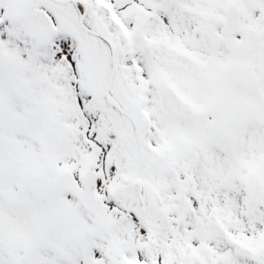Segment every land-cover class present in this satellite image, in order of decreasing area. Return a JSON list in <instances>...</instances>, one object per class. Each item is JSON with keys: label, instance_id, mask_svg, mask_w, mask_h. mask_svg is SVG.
<instances>
[{"label": "snow or ice", "instance_id": "6c2138e0", "mask_svg": "<svg viewBox=\"0 0 264 264\" xmlns=\"http://www.w3.org/2000/svg\"><path fill=\"white\" fill-rule=\"evenodd\" d=\"M0 264H264V0H0Z\"/></svg>", "mask_w": 264, "mask_h": 264}]
</instances>
